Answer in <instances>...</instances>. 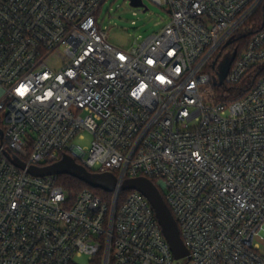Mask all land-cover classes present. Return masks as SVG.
<instances>
[{
  "label": "built area",
  "instance_id": "built-area-1",
  "mask_svg": "<svg viewBox=\"0 0 264 264\" xmlns=\"http://www.w3.org/2000/svg\"><path fill=\"white\" fill-rule=\"evenodd\" d=\"M106 1L0 0V264H264V78L231 103L214 89L264 0H151L171 20L129 51L98 25ZM235 47L228 86L264 64V26ZM65 155L120 185L156 180L189 256L140 192L113 213L27 171Z\"/></svg>",
  "mask_w": 264,
  "mask_h": 264
},
{
  "label": "water",
  "instance_id": "water-1",
  "mask_svg": "<svg viewBox=\"0 0 264 264\" xmlns=\"http://www.w3.org/2000/svg\"><path fill=\"white\" fill-rule=\"evenodd\" d=\"M133 7H143L142 0H131ZM234 58H226L218 66V79L214 81V86H223L225 79L229 73ZM216 66V63H214ZM14 164L22 170H26L27 166L20 160H15ZM30 175L36 177L45 176H62L69 175L88 186L102 190L106 193L114 194L113 208L114 213L120 191H138L143 194L154 208L158 222L162 228L163 234L168 241L176 259H182L189 256V252L184 245L180 235L178 224L166 204L159 188L149 179L137 178L125 180L121 185L118 178L111 173H92L85 167L76 163L72 158L65 155L61 161L47 167L38 168L30 167L27 169Z\"/></svg>",
  "mask_w": 264,
  "mask_h": 264
},
{
  "label": "rangeland",
  "instance_id": "rangeland-1",
  "mask_svg": "<svg viewBox=\"0 0 264 264\" xmlns=\"http://www.w3.org/2000/svg\"><path fill=\"white\" fill-rule=\"evenodd\" d=\"M143 5V7H133L130 0H107L97 12L99 27L107 32L108 41L115 47L129 51L136 40L142 41L161 32L170 22L171 14L166 8L151 0H143ZM235 48L229 47L223 50L219 63L226 58L235 57ZM84 135V140H76L75 144L87 148L92 138L88 133ZM74 264H91V262L89 257L82 256L75 258Z\"/></svg>",
  "mask_w": 264,
  "mask_h": 264
},
{
  "label": "trees",
  "instance_id": "trees-1",
  "mask_svg": "<svg viewBox=\"0 0 264 264\" xmlns=\"http://www.w3.org/2000/svg\"><path fill=\"white\" fill-rule=\"evenodd\" d=\"M264 26V5L259 9L256 15L249 20L246 25V28L243 29L233 40L231 47L239 46L241 49L245 48L251 38V36L260 30ZM211 72H217L211 66ZM264 78V64L252 68L244 78L234 86H215V93H216V100L219 103H231L235 101H239L243 99L247 94L253 90L257 82ZM216 78L214 79V81ZM154 184H156V180H152ZM59 185L68 193L69 198L71 201H75L77 196L85 189L91 191L93 194L99 196L104 202H106L110 207L113 204L114 195L111 193H106L99 189H94L87 184L69 176V175H62L59 176L58 179ZM163 198L164 192L162 189H159ZM130 193L129 191L122 192L119 200L118 206L124 202L127 194ZM103 251L100 253L97 263H101L103 258Z\"/></svg>",
  "mask_w": 264,
  "mask_h": 264
},
{
  "label": "flooded vegetation",
  "instance_id": "flooded-vegetation-1",
  "mask_svg": "<svg viewBox=\"0 0 264 264\" xmlns=\"http://www.w3.org/2000/svg\"><path fill=\"white\" fill-rule=\"evenodd\" d=\"M216 68H218V67H216Z\"/></svg>",
  "mask_w": 264,
  "mask_h": 264
}]
</instances>
